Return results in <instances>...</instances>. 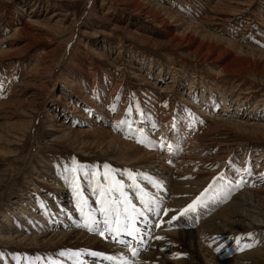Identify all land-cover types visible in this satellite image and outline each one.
I'll return each mask as SVG.
<instances>
[{"label":"rangeland","instance_id":"obj_1","mask_svg":"<svg viewBox=\"0 0 264 264\" xmlns=\"http://www.w3.org/2000/svg\"><path fill=\"white\" fill-rule=\"evenodd\" d=\"M246 190L264 217V0H0V264H264Z\"/></svg>","mask_w":264,"mask_h":264},{"label":"bare ground","instance_id":"obj_2","mask_svg":"<svg viewBox=\"0 0 264 264\" xmlns=\"http://www.w3.org/2000/svg\"><path fill=\"white\" fill-rule=\"evenodd\" d=\"M108 134H110L111 135V133L110 132H108ZM111 139V142H115L116 141V139L115 138H113V137H110ZM117 143H120L119 144V146L122 148V145L124 146V148H127V151L130 149V148H134L133 146H129V145H124V143L121 141V140H119V142H117ZM123 148V149H124ZM135 149V148H134ZM136 151H138L139 152V149L138 148H136L135 149ZM151 158V160L153 161V159L155 160V161H153V163L156 165V166H158L159 167V165H161L162 164V160H159L158 158H156L154 155H151L150 156ZM164 159V158H163ZM156 163H158V164H156ZM162 166V168L163 167H165V166H163V164L161 165ZM160 166V167H161ZM150 168H154V166H149ZM156 170V169H155ZM165 171H167L166 173H168V176H171L172 177V175L173 174H175L174 172H172L171 171V169L170 168H167ZM246 192H248V196H249V198H246V199H243V198H241V200H240V203L238 204V206L240 207V208H246L245 210H243V214L245 215L246 213V215L245 216H243V219L244 220H251V221H253V220H256V221H258V222H264L262 219L264 218L263 217V215H262V213L261 212H259V211H256L255 210V208L253 207V203L255 202L253 199H254V194H253V191H251V190H246ZM178 195V194H177ZM247 202V203H246ZM237 206V205H236ZM261 216V217H260ZM259 218H262V219H259ZM261 225V224H260ZM256 226V224H253L252 226H247V225H245L244 227H239L238 229H237V231H235L237 234L238 233H244V232H246V231H248V230H253L254 232H258L257 230L259 229V228H256L255 227ZM247 229V230H246ZM98 231V230H97ZM161 232V231H160ZM251 232V231H250ZM175 233H177L178 234V236L176 237V239H178V242L179 241H183V240H185V236H184V233L183 232H175ZM163 234V233H162ZM162 234H160V236L162 235ZM240 235V234H239ZM259 235L260 234H257V236H256V238L257 237H259ZM69 237L70 238H75V233L74 232H70L69 233ZM85 237V236H84ZM120 237V236H119ZM163 237H165L166 239L167 238H173L174 237V233H169V234H163ZM188 238H192L193 237V234L192 233H190L188 236H187ZM92 238V237H91ZM116 239H118V237H115ZM114 238V240L116 241V239ZM264 238V237H263ZM87 239H89V238H87ZM93 239V238H92ZM110 241H113L112 240V237H110ZM118 241L119 242H123L124 243V240H120V239H118ZM139 241V240H138ZM97 242V241H96ZM111 243V242H110ZM110 243L109 244H107V243H105V245L104 246H106V247H108V249H112L114 246H112V245H110ZM107 244V245H106ZM143 244L144 243H141V245L143 246ZM122 245H124V244H122ZM157 245V244H156ZM160 247H163L162 245H160ZM142 248L143 247H141V246H139V247H136L135 249H134V252H131V254L132 253H135V254H139V253H137L136 251H142ZM129 248H128V244H125L124 245V248H119V249H117L118 251H119V253H120V255L122 256V257H124V259L125 260H128L129 262L130 261H132L133 259L132 258H129V256H127L128 255V253H126V252H124V250H128ZM156 257L157 256H163V255H161V254H159V252H155V254H154ZM145 258V259H144ZM153 257L151 256V254L150 255H147V256H144L142 259H141V257L139 258L140 259V261L139 262H141V264H143L144 262H145V264L149 261L150 262V259H152ZM138 259V258H137ZM167 259V258H166ZM147 261V262H146ZM133 264H136V261H133L132 262ZM152 263V262H151ZM140 264V263H139Z\"/></svg>","mask_w":264,"mask_h":264},{"label":"snow or ice","instance_id":"obj_3","mask_svg":"<svg viewBox=\"0 0 264 264\" xmlns=\"http://www.w3.org/2000/svg\"><path fill=\"white\" fill-rule=\"evenodd\" d=\"M169 147H170V146H169ZM105 167L107 168V166H105ZM130 178H131V177H130ZM221 179H223V177H221ZM121 194L123 195V193H121ZM102 195H103V193H102ZM199 203H200V200H199V198H198L197 200L193 201L191 204L187 205L186 208L182 209V210L180 211L179 214H180V215H184V214L187 213V212H194V211L196 210V206H197ZM104 211L107 212L108 210L105 209ZM127 211H128V209L125 208V212H126V213H127ZM132 211H133V213H135V209H133ZM82 215H83V213H82ZM141 215H142V214H141ZM126 219H127V217H126ZM132 219H133V221H134V219H135V216H134V215H133ZM172 219L175 220V219H176V216H173ZM105 224L107 225L105 231H108V232H112V231H114V229L112 228L111 223H110L108 220L105 221ZM116 224H117V228L115 229V231H116V232L121 231V228H120V226H119V219H118V218H117V220H116ZM85 227H88V228H89V231H93V228H92L88 223L85 224ZM123 230H124V231H128L129 235H131L132 232L134 231V228L130 229L129 226L126 224V225L124 226ZM99 235L103 236V235H104V232H103V231L99 232ZM63 254H64V253H61V255H63ZM90 254L93 255V256L100 255L99 253H90ZM133 254H135V253H133ZM73 255H79V254H78V253H73ZM105 259L111 260L112 257H105ZM120 264H128V262H127V261H123V260H121V261H120Z\"/></svg>","mask_w":264,"mask_h":264}]
</instances>
